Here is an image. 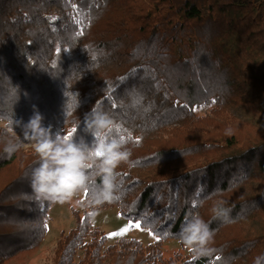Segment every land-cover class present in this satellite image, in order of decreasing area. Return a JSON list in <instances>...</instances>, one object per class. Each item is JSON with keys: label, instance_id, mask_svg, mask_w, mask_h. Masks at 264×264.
<instances>
[{"label": "trees", "instance_id": "trees-1", "mask_svg": "<svg viewBox=\"0 0 264 264\" xmlns=\"http://www.w3.org/2000/svg\"><path fill=\"white\" fill-rule=\"evenodd\" d=\"M94 106L119 125L135 162L117 169L120 199L95 211L117 206L155 239L111 243L81 192L65 202L75 225L41 264H253L264 255V0H0V264L41 248L55 204L34 198L39 157L14 121L39 111L54 134L91 143L84 120ZM9 143L20 144L10 157ZM220 200L234 223L213 220ZM196 213L216 230L210 256L176 235ZM168 240L179 244L169 254Z\"/></svg>", "mask_w": 264, "mask_h": 264}, {"label": "clouds", "instance_id": "clouds-1", "mask_svg": "<svg viewBox=\"0 0 264 264\" xmlns=\"http://www.w3.org/2000/svg\"><path fill=\"white\" fill-rule=\"evenodd\" d=\"M43 120V115L36 111L27 123L14 121V124H22L24 140L32 142L39 157L38 166L32 168L30 173V186L35 200L41 204L45 201L63 204L78 193L90 192L88 204L93 208L89 212L92 217L97 215V206L119 200L123 181L119 179L117 169L122 163L132 165L135 162L130 161L131 151L117 134L119 125L110 114L98 110L96 106L85 114L84 132L92 136L91 143L83 137L73 139L59 132L54 134L50 125L44 126ZM230 131L226 130V134H230ZM19 147V143H9L4 151L10 157ZM201 191L197 189L195 195L199 197ZM218 194H221L219 188L214 189L207 198ZM197 203L202 204L203 201L196 200L193 206ZM226 203L220 200L211 208L213 220L221 224L235 222L231 215L232 208L225 206ZM215 232L211 223L205 222L196 213L185 220L176 235L195 255L210 256L215 251L210 247ZM253 264H264V255L257 256Z\"/></svg>", "mask_w": 264, "mask_h": 264}, {"label": "rangeland", "instance_id": "rangeland-1", "mask_svg": "<svg viewBox=\"0 0 264 264\" xmlns=\"http://www.w3.org/2000/svg\"><path fill=\"white\" fill-rule=\"evenodd\" d=\"M29 144H32V142H29ZM95 222L105 231L111 243L120 236L135 237L145 244L151 243L155 239L149 229L141 225L136 228L135 224L139 222L124 217L117 206L98 209ZM75 223L76 219L69 204L55 203L51 210L49 230L41 248L22 251L12 257L8 264H41L47 252L54 246L60 232L70 229ZM121 232H123L122 235H112ZM177 246L179 244L176 240H168L166 243L167 253L169 254Z\"/></svg>", "mask_w": 264, "mask_h": 264}, {"label": "snow or ice", "instance_id": "snow-or-ice-1", "mask_svg": "<svg viewBox=\"0 0 264 264\" xmlns=\"http://www.w3.org/2000/svg\"><path fill=\"white\" fill-rule=\"evenodd\" d=\"M117 131L118 132L120 131L119 126L117 127ZM69 137H71V136H69ZM121 138L124 140V136L123 135H121ZM135 227L136 228H139L140 227V224L139 223L135 224ZM122 234H123V232H121V233H113L112 235H122Z\"/></svg>", "mask_w": 264, "mask_h": 264}]
</instances>
